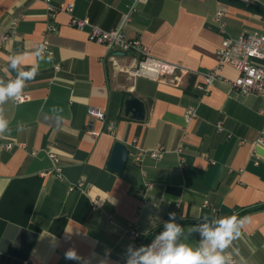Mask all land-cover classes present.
Instances as JSON below:
<instances>
[{
	"label": "crops",
	"instance_id": "crops-1",
	"mask_svg": "<svg viewBox=\"0 0 264 264\" xmlns=\"http://www.w3.org/2000/svg\"><path fill=\"white\" fill-rule=\"evenodd\" d=\"M133 1L51 0L58 10L50 13L45 0H0V20L11 34L0 52V79L15 77L9 56L22 55L31 67L44 39L53 51L26 84L28 99L0 106L11 129L0 139L17 143L0 150V264H78L64 258L69 248L90 264H125L127 228L137 225L146 241L172 212L185 227L203 223L200 215L246 218L241 239L228 251L237 261L264 264V99L237 92L230 80L239 73L231 66L219 68L208 92L197 87L218 68L223 37L264 32V0L138 2L124 32L142 39L154 56L185 67L178 83L116 70L113 60L125 67L138 56L110 53L90 39V27L72 26V14L59 8L72 4L73 15L112 30ZM220 8L224 31L216 20ZM130 97L145 100V119L127 115ZM92 106L106 112L104 121L88 114ZM191 106L197 116L188 124ZM186 127L181 166L175 149ZM117 142L129 151L122 173L108 168ZM158 144L167 149L162 159L135 160L140 149ZM50 152L60 159L59 173ZM256 207L263 208L242 214ZM199 239L194 233L191 242Z\"/></svg>",
	"mask_w": 264,
	"mask_h": 264
},
{
	"label": "built area",
	"instance_id": "built-area-1",
	"mask_svg": "<svg viewBox=\"0 0 264 264\" xmlns=\"http://www.w3.org/2000/svg\"><path fill=\"white\" fill-rule=\"evenodd\" d=\"M24 1V0H22ZM27 1V0H26ZM47 8L50 13H54L58 10L51 0H45ZM144 0H134L130 8L129 13L125 16L122 24L112 30L104 29L96 24H93L89 18H80L73 15L74 6L69 3H62L59 8L71 13V25L80 29L86 26L90 27V39L104 44L110 53L116 51L121 53H134L138 56V62L136 64L120 66L115 60L112 61L113 67L116 70L124 72L129 76H145L154 80H162L164 78L169 79L171 83H178L181 81L184 74L188 70L178 62H169L160 59L151 54L150 47L145 44L140 38H128L124 32V24L130 20L132 12L136 8V4ZM226 11L220 8L216 14V20L220 25L222 31L225 30V21L223 17ZM21 15V14H20ZM17 24V19L13 20L10 28H14ZM57 26L54 23H50V29L55 30ZM11 39V34L8 29L3 28L0 20V52L7 46ZM46 48L43 55H49L53 53L51 49V43L48 39H44L38 47ZM114 58V57H113ZM218 68L213 71H209L204 74L202 82L197 84V87L202 92H208L211 82L217 77L219 68L224 66H231L238 71V76L233 80H230L231 85L237 90V92L243 94H255L264 99V32L253 31L245 32L237 37H223L220 47L217 49ZM29 95L23 91L22 96L16 102H24L28 99ZM264 112V111H262ZM88 114L96 119L105 120L106 112L99 107H89ZM197 116V108L191 106L187 109L185 114V120L189 124ZM217 127L223 131V123L218 122ZM111 128V127H110ZM190 131L188 128H184L182 137L179 141L175 151L181 158V166L185 165L184 161V145L189 140ZM264 138L261 136V141ZM17 143L14 141H3L0 139V150L12 149ZM167 152L166 146L158 144L150 149H140L136 155L135 160L140 162L144 157H150L154 160H160L165 156ZM55 162V171L58 173L61 171L58 165L60 159L54 152L49 153ZM207 156V154H204ZM208 204L209 201L204 202ZM126 235L131 245L139 247L144 244L143 233L137 227V225H131L126 230ZM235 259V258H234Z\"/></svg>",
	"mask_w": 264,
	"mask_h": 264
},
{
	"label": "clouds",
	"instance_id": "clouds-1",
	"mask_svg": "<svg viewBox=\"0 0 264 264\" xmlns=\"http://www.w3.org/2000/svg\"><path fill=\"white\" fill-rule=\"evenodd\" d=\"M44 51L46 48L37 47L34 53L37 63L31 67L24 66L22 55L8 57L7 68L15 73V77L7 82L0 79V106L10 100H19L26 84L38 75L41 63L52 61V54L44 56ZM9 123L0 109V137L11 131ZM17 127L18 130H23V125ZM183 218L182 216L181 219ZM197 219L204 222L185 227L176 222L175 212L169 213V219L163 221V230L150 244L138 248L130 244L127 247L125 264H246L242 257L237 261L233 252L228 251L235 241L241 239L246 218H240L234 213L211 220L207 215H200ZM194 233H198L200 237L195 244L191 242ZM236 255L239 256L238 251ZM64 258L77 261L78 264H90L75 248H69L64 253ZM100 264H108L107 259L101 260Z\"/></svg>",
	"mask_w": 264,
	"mask_h": 264
},
{
	"label": "water",
	"instance_id": "water-1",
	"mask_svg": "<svg viewBox=\"0 0 264 264\" xmlns=\"http://www.w3.org/2000/svg\"><path fill=\"white\" fill-rule=\"evenodd\" d=\"M126 113L137 119L147 117V103L140 97H130L126 100ZM113 154L108 164V168L118 173H122L129 158L127 146L122 142H117L114 146Z\"/></svg>",
	"mask_w": 264,
	"mask_h": 264
},
{
	"label": "trees",
	"instance_id": "trees-1",
	"mask_svg": "<svg viewBox=\"0 0 264 264\" xmlns=\"http://www.w3.org/2000/svg\"><path fill=\"white\" fill-rule=\"evenodd\" d=\"M261 208H263V207L247 208L246 210L243 211L242 214H246V213L252 212V211H254V210L261 209ZM159 231H161V229H158V230L154 231V232L149 236V238H148L146 241H144V244H143V245H147V242H148L150 239H152L155 235H157V234L159 233Z\"/></svg>",
	"mask_w": 264,
	"mask_h": 264
}]
</instances>
